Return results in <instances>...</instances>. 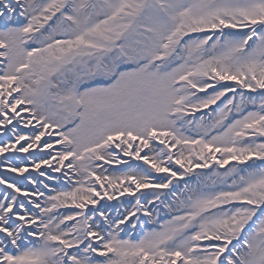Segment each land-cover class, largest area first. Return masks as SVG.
<instances>
[{
  "label": "snow or ice",
  "instance_id": "6c2138e0",
  "mask_svg": "<svg viewBox=\"0 0 264 264\" xmlns=\"http://www.w3.org/2000/svg\"><path fill=\"white\" fill-rule=\"evenodd\" d=\"M0 264H264V0H0Z\"/></svg>",
  "mask_w": 264,
  "mask_h": 264
}]
</instances>
